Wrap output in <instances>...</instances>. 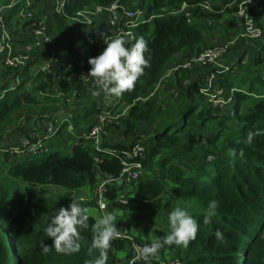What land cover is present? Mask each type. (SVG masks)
Instances as JSON below:
<instances>
[{
    "label": "trees",
    "instance_id": "obj_1",
    "mask_svg": "<svg viewBox=\"0 0 264 264\" xmlns=\"http://www.w3.org/2000/svg\"><path fill=\"white\" fill-rule=\"evenodd\" d=\"M115 1L64 0L63 14L54 16H75L81 10L108 7ZM120 1L127 5L126 0ZM200 1L134 0L128 5L144 10V22L133 31L136 38L142 36L147 42L148 67L135 87L125 91L115 105V114L125 111L107 125L103 147L123 153L134 142L138 130L145 124L152 125L143 141L145 174L137 184L135 196L126 204H119L114 200L116 187L108 185V203L125 214L119 222L131 217L142 221L135 229L136 233L128 228L129 223L124 228L143 245L169 231L168 211L162 200L167 194L175 196L180 207L188 209L197 219L199 229L188 247L165 246L151 264H161L154 260H159L168 250L182 253L183 264H264V134L254 137L251 144L246 140L250 131L264 130V26L260 23L264 18V0L249 7L263 36L259 48L247 63L239 60L230 68L194 66L209 68L205 76L213 75L209 93L216 96V90L222 89L225 100L222 106L214 105L209 93L201 91L207 87L205 78L179 82L182 84L180 97L168 105L154 97L157 84L173 59L188 58L208 46L200 21L210 20L208 25H215V20L223 13L235 11L234 1L239 0H215V3L211 0L214 3L211 12L192 9L189 10L190 17L184 12L171 14L184 3L195 5ZM0 2L8 4L9 0ZM19 10L15 6L3 15L13 40L17 39L16 26L24 27L31 22L18 20ZM50 31L53 51L59 58L55 65L51 63L55 71L63 64L75 65L86 57V54L82 55L83 51L77 54L72 42L64 41ZM103 33L106 35L107 31ZM98 46V41H89L88 58L100 54ZM45 54L46 51L37 53L39 63L48 62ZM38 61L32 59L24 68H9L3 65L0 56V140L10 138L14 135L13 130H18L31 141L40 136L44 148L37 153L14 155L12 159L6 154L0 163V264H87L99 256V250L89 254L96 222L91 213L95 207L93 191L100 178L112 180L118 177L121 164L116 155L97 153L103 161L96 165L91 146L70 143L72 136L63 127L54 136L42 133L48 121L46 112L60 110L59 104L66 102L68 93L75 87L82 91L79 96L88 95L90 85L86 86L87 90L81 85L69 86L68 81L57 85V76L52 77L57 72L36 70ZM183 74V71H175L172 75ZM16 79V86L9 88L11 80ZM52 95L58 97L54 103H51ZM110 106V99L99 96L86 103L75 102L70 108L76 112L77 123L86 126L96 113ZM30 123H38L37 129L29 131L25 128ZM115 130L121 133L115 134ZM37 133H40L38 137ZM110 134L118 135L117 138L124 134L133 138L125 145L122 141H111L113 136L109 137ZM42 153H48V156L37 159ZM10 180L25 183L26 190L10 194ZM33 185L54 186L62 192L57 197L36 193L32 191ZM78 191H85L87 196L73 197ZM72 199L79 200L89 210V227L81 229L80 252L64 254L54 248L43 252L42 240L48 246L53 244L44 231L51 210L67 207ZM213 199L219 204L218 214L211 223L204 224L205 209ZM217 229L223 233V240L216 239ZM130 256V240L118 238L108 252L107 264H128Z\"/></svg>",
    "mask_w": 264,
    "mask_h": 264
},
{
    "label": "built area",
    "instance_id": "obj_2",
    "mask_svg": "<svg viewBox=\"0 0 264 264\" xmlns=\"http://www.w3.org/2000/svg\"><path fill=\"white\" fill-rule=\"evenodd\" d=\"M20 1H23V4L19 10V15L24 18V21H31L29 25L24 26L30 27L28 41H22L18 37L13 40L3 17L4 14H1L2 9L9 10L15 7ZM256 1L258 0H250L249 3H246V0H239L237 2L234 1L236 9L233 14L241 22L240 31L236 36L227 39L224 44L214 45L201 50L199 53L185 58L182 63H173L169 71L175 72L180 69H190L194 66L207 67L215 63L235 43H252L259 41L263 36V31L253 20L252 14L249 13V7L256 3ZM34 2L35 0H9L8 4H5L2 8H0V56L3 60V65L9 68H24V65L30 60L34 59L35 61H38L37 53L43 54V52L46 51L47 54H45L44 57L48 59V62L43 64L38 61L35 68L36 70L51 74L57 72V74H52V77L57 76V85L60 82L68 81L69 86L72 84H75V86L81 85V88H85V90H87L86 86L88 84L90 85V92L88 95H84L83 93L82 96H79L82 91H78L75 87L71 93H68L66 100L67 103L70 95L71 100H75V102H79L80 104L86 103L90 100H96L99 96H105V98L111 100V106L96 113L90 124H86V126H82V124L77 123L74 108L69 110L60 109L58 111L49 110L45 114L48 121L45 124L42 133L48 136H54L58 129L63 127L65 132L72 136L70 143H88L91 146V148L95 151L93 160L96 165L103 161L101 156L97 153L116 155L121 164L119 175L112 180L100 178L97 188L93 191V201L95 207L91 210V213H94L96 220L105 213H112L115 216L118 214H124L121 210L109 206L107 198L108 185L116 187L114 200L119 204H126L129 198H133L135 196L137 184L140 178L145 174L142 162L146 155L145 145L143 143L145 137L143 139L136 134L134 142L127 149H125L123 153H117L109 147H103L104 139L107 136V125L113 120H116L125 111L123 110L120 114H115V105L121 101L122 95L117 97L106 94L103 90H100L96 86L94 78L87 76L90 65L86 63L84 59L79 60L75 65H71L69 63L63 64V67L57 71L51 67V63L55 65L59 61V58L58 56H55L53 51L54 41L48 31V28L42 24V22L49 20L54 15H62L64 12L65 2L64 0H52V14H47L43 17H41V15L46 10H37L34 7ZM213 6L214 3L211 0H202L195 5H188L184 3L181 9L173 11L172 14L184 12L187 17H190L191 13L189 10L192 11V9L199 8L201 10L211 12L213 10ZM143 12L144 10L139 7H134L133 5H123L120 0H117L108 7L97 6L95 8L81 10L76 14L75 18L79 21L85 22V20H89L91 22L90 16L97 13H105L106 22L104 24V30L107 31L105 39H109L110 37L117 35H125L127 39L133 41L134 38H136L133 31L134 28L144 22ZM75 18L72 20L74 21ZM17 26L23 27L22 25ZM16 32L18 33V30H16ZM61 62H63V59ZM212 78L213 75H211L209 79L211 80ZM16 81H18V79L13 81L11 80L8 87H15ZM210 84L211 81L207 87L202 88L201 91L209 93ZM215 93L216 96L209 93L210 97L213 98V104L222 106L225 103L222 96V89H217ZM39 135L40 133H37L36 136L38 137ZM22 136H24V138H21L20 142H17L16 145L10 147V152L12 154L22 155L26 152L37 153L44 149L42 148L43 142L40 136L36 139V141H31L26 135ZM7 150L5 147L1 148L2 153H5ZM101 205H104V207H101ZM120 218L121 217H119L118 220ZM117 228L120 231L119 238H127L130 240L131 256L128 258V264H139L142 262L143 260H138L136 257L137 250L142 248L144 245L134 240V238L126 230L123 231L121 228ZM175 264L180 263L175 261Z\"/></svg>",
    "mask_w": 264,
    "mask_h": 264
},
{
    "label": "clouds",
    "instance_id": "obj_3",
    "mask_svg": "<svg viewBox=\"0 0 264 264\" xmlns=\"http://www.w3.org/2000/svg\"><path fill=\"white\" fill-rule=\"evenodd\" d=\"M250 0H246L249 3ZM103 35V34H101ZM131 42L125 35H117L105 39L106 47L95 57H89L90 65L87 76L94 78L96 86L106 94L120 96L125 91H131L136 82L143 76L148 60L145 53L148 51L147 42L141 37ZM98 94V93H96ZM264 134V130L250 131L246 137L251 144L254 137ZM104 207V205H101ZM219 204L213 199L207 204L203 223L209 224L218 214ZM117 218L112 213H105L98 218L93 226V235L89 254L99 250V256L90 259L87 264H107L108 252L114 240L120 237L117 228ZM167 222L169 231L158 237L154 242L144 245L137 250V259L144 264H151L152 259L158 256L159 250L165 246L188 247L196 238L199 223L188 209L175 206L168 212ZM89 227V210L82 206L79 200L72 199L67 207L53 208L48 216L44 231L47 238L53 240L52 246L40 242L43 252L52 248L58 253L75 254L81 250V229ZM217 240H223V233L215 231Z\"/></svg>",
    "mask_w": 264,
    "mask_h": 264
},
{
    "label": "rangeland",
    "instance_id": "obj_4",
    "mask_svg": "<svg viewBox=\"0 0 264 264\" xmlns=\"http://www.w3.org/2000/svg\"><path fill=\"white\" fill-rule=\"evenodd\" d=\"M212 1L214 3L216 2L215 0H212ZM38 3L41 4V7L38 5ZM22 4H23V1H20L16 5V8L20 9L22 7ZM3 5H5V3L0 2V8H2ZM34 7L37 10H46L45 12H43L41 17L47 14H52V11H51L52 0H35ZM6 12L7 11L4 9L1 10V14H5ZM18 16L21 21H24V18L21 15H18ZM75 17L76 15L75 16L65 15L63 17L54 16L49 20H45L44 22H42V24H44L48 28L49 33L51 32L50 30H52V34H54V36L60 39H63L64 41H66L67 39L70 42H72L73 47L75 48L78 54L82 51V46H81V42H79V38L82 37L83 32L88 33L89 35H91V33L89 32L88 29H86V24L90 23V21L89 20H85V22L79 21ZM73 18H75L74 21L72 20ZM215 21H216V24L215 25L212 24V26L208 25V23L209 24L211 23L210 20L206 21L205 19H203V21H200L201 27L205 31V35L207 37L206 38L207 43H208L207 47L224 44L227 41V39L233 36H236L239 33L240 28H241V22L234 16L233 13H226L225 15L223 13ZM260 23L264 26V18L260 20ZM16 30H18V33H17L18 38H20L22 41L29 40L28 37L30 35V27L17 26L15 28V31ZM103 31L105 30L103 29ZM96 41L100 43V46L98 47L102 51L106 47V45L104 46V39H102L100 35L96 39ZM259 43H261V41H256V42L247 43V44L244 42H237L231 48H229L215 63H213L212 66H217L219 68H230V66H235L239 62V60H241L243 64L247 63L249 61L250 56H252L255 53V51L259 48ZM69 49L67 50L69 51ZM242 50L244 51L247 50L246 59H244L245 54L243 55L239 54ZM66 54L68 55L69 53H66ZM88 59L85 60L86 63H88ZM184 60L185 59H182V60L178 59V61L174 60L173 62L182 63ZM173 62L168 64L167 68L164 70L163 74H165V77L163 79L162 84L159 86L160 87L159 93L155 94L154 96L155 98L159 99L161 103H163L164 105H168L171 102L176 101L177 98L180 97L179 93H180L182 84L179 82H186V83L190 82V77L188 76L189 73H184L183 75H177V76L172 75L173 72L169 71V69ZM195 69H201L202 71L205 72V75H207V73L209 72V68H195ZM203 81L205 85L206 84L208 85L210 82V79L205 78ZM70 96L68 98L69 104L66 102H62L59 104V108L63 110L71 109L70 106L71 104L75 102V100H71ZM50 97L52 99L51 103L56 102L58 99V97L55 95H52ZM151 125L152 124H145L140 130H138V136L144 139ZM37 126H38V123H35V124L30 123V124H27V127L25 128H28L29 131H31L34 128L37 129ZM119 132H120L119 130H115V134ZM12 133H14V135L12 136L14 141H12L11 137L9 138L8 136L5 137L3 141L0 140V163L2 162L3 157L6 156V154H8V156L10 157L9 159H12L14 155H17V154H12L10 152V147H12L13 145H16L17 142H20L21 138H24V136H22L21 132L18 130H13ZM111 136L114 137L115 135L110 134L109 137ZM2 147H5L6 150L7 149L8 150L5 153H2L1 151ZM47 156H48V153H42L37 157V159H44ZM9 187H10V194H13L16 192H23L26 190V184L19 180H10ZM31 187H32V191L36 193H41V194L44 193V194H47L53 197H57V195H59L62 191L54 186L40 187L38 185H33ZM75 196H81L84 198L86 195L85 193L78 191L73 194V197ZM162 200L168 212L175 206H180L179 201L176 200L175 196L173 195L167 194L163 196ZM124 215L125 214L116 215L117 227L121 228L124 231L126 230L124 227L126 225L128 226V223H129L128 228H131L132 232L136 233L135 229H138V227H140V222L142 221H139L138 219H134L131 217V218H126L123 221L119 222L118 218ZM15 253H16V250H15ZM154 261H158L161 264H175V261H178L180 264H183V256H182V253H180L177 250H174V251L168 250L159 258V260H154Z\"/></svg>",
    "mask_w": 264,
    "mask_h": 264
},
{
    "label": "crops",
    "instance_id": "obj_5",
    "mask_svg": "<svg viewBox=\"0 0 264 264\" xmlns=\"http://www.w3.org/2000/svg\"><path fill=\"white\" fill-rule=\"evenodd\" d=\"M127 1V6L130 4V3H133L134 0H126ZM38 5L41 7V4L38 3ZM11 9H9L10 11ZM8 12V10H6ZM6 12V13H7ZM19 15V14H18ZM91 17V22L86 24V29L89 30V32L91 33V35H89L88 33H84L83 32V35L82 37L79 38V42H81V46H82V51L84 52L82 55H85L86 54V57H84V60L88 59V56L90 54H87V45L89 43L90 40H93L94 42H96V39L101 35V38H104L105 35L103 33V25L105 24L106 22V15L105 13H97L93 16H90ZM18 20H19V16H18ZM247 44V43H246ZM246 53H247V50H242L239 54L240 55H243L245 54V58L246 59ZM248 57V55H247ZM241 58V57H240ZM179 58H175L173 59L174 60H177L178 61ZM180 60V59H179ZM172 61V62H173ZM175 63V62H173ZM172 63V64H173ZM171 64V65H172ZM196 67H193L189 70H186V69H180V70H177V71H183L184 73H189L188 76L190 77V81L195 79V80H200L201 78L204 79L205 78V72L202 71L201 69H195ZM199 70V71H198ZM193 74V75H192ZM164 79V78H163ZM163 79L161 81L158 82L157 84V89H156V94L159 93V89H160V85L162 84L163 82ZM6 80H10L9 78H7ZM158 90V91H157ZM121 132L117 133V134H120ZM115 135V134H114ZM13 135H11V140L14 141V139L12 138ZM118 135H115L114 137H112L111 141H122L123 144H127L128 142L132 141V136H126L125 134L124 135H120L121 138H117ZM59 189V188H58ZM62 192V191H61ZM79 192H83L85 193L86 195V192L85 191H79ZM87 196V195H86ZM85 196V197H86Z\"/></svg>",
    "mask_w": 264,
    "mask_h": 264
}]
</instances>
